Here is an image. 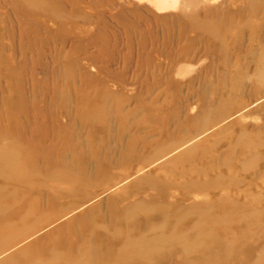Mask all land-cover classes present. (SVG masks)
I'll return each mask as SVG.
<instances>
[{"label":"rangeland","instance_id":"obj_1","mask_svg":"<svg viewBox=\"0 0 264 264\" xmlns=\"http://www.w3.org/2000/svg\"><path fill=\"white\" fill-rule=\"evenodd\" d=\"M148 1L0 0V264H264V0Z\"/></svg>","mask_w":264,"mask_h":264},{"label":"bare ground","instance_id":"obj_2","mask_svg":"<svg viewBox=\"0 0 264 264\" xmlns=\"http://www.w3.org/2000/svg\"><path fill=\"white\" fill-rule=\"evenodd\" d=\"M180 1V0H179ZM184 1V0H182ZM187 2V1H186ZM198 2V1H197ZM149 5H151L156 11L158 12H166L167 10H170V9H175L177 7V3H178V0H149L148 1ZM183 3V2H182ZM188 3V2H187ZM199 4V3H198ZM185 5V4H184ZM183 5V6H184ZM186 6V5H185ZM196 7H198V5L196 4L195 5ZM206 6V5H205ZM187 7V6H186ZM193 8V7H192ZM197 9V8H196ZM201 9V8H200ZM202 9H204V7H202ZM199 10V8L197 9ZM200 11V10H199ZM205 13H215L216 12V9H212V8H205L203 10ZM218 11V10H217ZM193 12V11H192ZM184 13V12H183ZM194 14V13H193ZM189 25L191 27H194V28H200L201 26L202 27H207V26H211V25H214V26H218L219 24H221V20L220 18H215L213 17V22L212 23H208L207 20H205V22L203 23H199V21L197 20L196 16L192 15L189 19ZM207 21V22H206ZM221 120V119H220Z\"/></svg>","mask_w":264,"mask_h":264}]
</instances>
